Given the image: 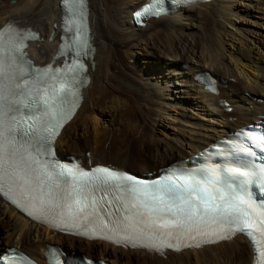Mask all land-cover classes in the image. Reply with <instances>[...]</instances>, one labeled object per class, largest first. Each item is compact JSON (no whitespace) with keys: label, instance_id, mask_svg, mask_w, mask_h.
Listing matches in <instances>:
<instances>
[{"label":"bare ground","instance_id":"bare-ground-1","mask_svg":"<svg viewBox=\"0 0 264 264\" xmlns=\"http://www.w3.org/2000/svg\"><path fill=\"white\" fill-rule=\"evenodd\" d=\"M60 2L15 0L12 4L11 0H0V29L14 24L39 32V39L29 48L37 65L52 62L58 52L63 15ZM145 2L88 0L96 48L89 69L91 80L83 89L80 109L57 139L61 158L75 156L85 166L111 164L126 171L137 165L139 172L149 173L264 118V31H252L243 24L245 17L256 18L255 14L264 20V0H213L190 5L137 28L132 12ZM119 50L127 53L123 56ZM125 61H129L127 66ZM203 71L221 79L219 95L194 79ZM246 93L251 98H246ZM176 109L183 117H178V123L184 136L171 138L168 145L157 134L170 135L167 125H173ZM192 110L209 117L210 123L191 122ZM128 133L136 135V140H128ZM116 135L124 147L115 152L120 157L111 151ZM82 139L80 147L77 141ZM148 140L154 142L153 149L146 146ZM131 147L138 153L137 160L130 158ZM48 245H57L73 257L83 252L99 259L89 255L98 250L102 259L113 264H252L253 258L250 243L241 236L165 256L91 241L32 221L0 197V254L5 248H16L40 264H48ZM77 248L81 252H75Z\"/></svg>","mask_w":264,"mask_h":264},{"label":"snow or ice","instance_id":"snow-or-ice-1","mask_svg":"<svg viewBox=\"0 0 264 264\" xmlns=\"http://www.w3.org/2000/svg\"><path fill=\"white\" fill-rule=\"evenodd\" d=\"M63 2L72 16L85 0ZM149 13L157 14L148 8L136 16ZM34 36L12 25L0 29V192L12 193L14 203L16 195L32 202L35 213L51 217L54 226H86L88 230L78 234L89 238L109 239L96 235L106 229L129 241L133 239L130 230L157 233L176 241L166 247L179 250L181 238L199 246L243 232L252 241L255 264H264V206L254 207L231 185L217 187L220 180L214 173L200 179L177 169L163 180L148 183L121 170L96 167L85 171L77 165L74 171L51 159L54 139L80 99L79 76L86 68L78 60L55 69L51 65L36 68L23 51ZM79 43L81 47L86 44ZM75 56L80 57V51ZM98 192L103 194L99 198ZM110 194L114 200L107 199ZM114 202L119 205L116 211L126 215L112 221L108 229L101 210ZM28 214L35 218L34 212ZM213 224L219 228L202 229ZM151 247L162 250L157 244Z\"/></svg>","mask_w":264,"mask_h":264},{"label":"rangeland","instance_id":"rangeland-1","mask_svg":"<svg viewBox=\"0 0 264 264\" xmlns=\"http://www.w3.org/2000/svg\"><path fill=\"white\" fill-rule=\"evenodd\" d=\"M11 3L13 4V3H15V0H11ZM256 15V18H253V17H249V16H247V17H245V19H244V21H243V24L244 25H247L252 31H258V32H263L264 31V28L263 29H260V28H258V26L260 25H264V20H261V19H259V14H255ZM241 20H242V18H241ZM261 20V21H260ZM250 21V22H249ZM257 21V22H256ZM256 22V23H255ZM250 24V25H249ZM256 25V26H255ZM258 25V26H257ZM259 36H260V34H259ZM119 52H120V54L121 55H125V53H127L126 52V50H119ZM126 58V57H125ZM142 58V57H141ZM127 60V59H126ZM129 61H125L124 62V64L127 66V63H128ZM158 62V61H157ZM160 62V61H159ZM131 67H133V66H131ZM121 81H123V82H125V79L124 78H122L121 79ZM130 84V83H129ZM130 86V85H129ZM245 97L246 98H251V96H250V94L249 93H246L245 94ZM145 106V105H144ZM177 111H173L174 112V115L176 116V119H175V121H174V123H173V125H167L168 127H170L169 129H167V131L169 132V134L170 135H168L167 137H165V135L163 136V135H158L157 134V138L159 139V140H163V142H166V141H168V145H170V140H171V138H173V137H183L184 136V134L181 132V129H183V127L180 125V123H178V117L180 118V120H181V118L183 119V117H181L180 116V110L179 109H176ZM193 111L194 110H192V114H194L193 115V118L191 119V122H193V123H195V124H202V125H204V124H206V125H208L209 123H210V121H209V117H206L205 115H200V114H198V111H194V113H193ZM100 120V121H102V119L100 118V117H96V120ZM172 122V121H171ZM172 126V127H171ZM122 129H123V127H121ZM172 128V129H171ZM174 128V129H173ZM188 128L189 129H191V128H193V127H191L190 128V126H188ZM119 132H122V131H120V130H118ZM178 133H179V135H178ZM183 135H182V134ZM115 138V140H117V141H115L113 144H112V148H111V151H112V154H115L116 155V151L117 150H120V149H118V147H120V148H124L123 147V145H122V142H121V140H119L118 139V137H117V135L114 137ZM136 135H134V134H130V133H128L127 134V139L128 140H131V141H135L136 140ZM168 138V139H167ZM86 139V138H85ZM85 139H82L81 141H77V145L78 146H82V145H84V140ZM165 139V140H164ZM76 141H75V143H76ZM119 141V142H118ZM151 140H148L147 142H146V146L147 147H149V148H151V149H153L154 148V146H155V144H153L154 142H152ZM116 143V144H115ZM150 143V144H149ZM151 145V146H150ZM153 145V146H152ZM90 147V146H89ZM117 147V148H116ZM114 149V150H113ZM114 151V152H113ZM88 153H89V151L87 152V156H88ZM129 155H130V158H132V159H134V160H137V158H138V153H137V151L135 150V149H133L132 147H131V149L129 150ZM117 157H120V156H118V155H116ZM174 160V159H173ZM170 161L171 160H168V162H166V163H170ZM156 168H157V166H156ZM129 171L130 172H132V173H136V174H141V172H139V170H138V168H137V165L135 166V165H133V167L132 168H129ZM3 247H4V245H3ZM68 249V251H70V249L69 248H67ZM75 252H81L80 251V249L79 248H77L76 249V251ZM244 252H245V254H246V249H244ZM84 253H86V254H89L88 252H84ZM79 254H83V252L82 253H79ZM85 255V254H84ZM90 256H94V257H98L99 259H102V256L100 255V253L98 252V250H95L94 251V253H93V255L92 254H89ZM247 255V254H246ZM124 264V263H123ZM135 264H137V263H135Z\"/></svg>","mask_w":264,"mask_h":264}]
</instances>
